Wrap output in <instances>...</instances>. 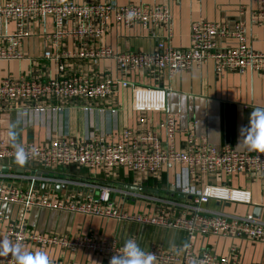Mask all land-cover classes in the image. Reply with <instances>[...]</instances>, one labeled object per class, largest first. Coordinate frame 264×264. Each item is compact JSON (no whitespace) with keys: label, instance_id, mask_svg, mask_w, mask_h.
<instances>
[{"label":"built area","instance_id":"1","mask_svg":"<svg viewBox=\"0 0 264 264\" xmlns=\"http://www.w3.org/2000/svg\"><path fill=\"white\" fill-rule=\"evenodd\" d=\"M261 8L250 13L249 22L264 24V0H257ZM133 13L131 19L128 14ZM50 16L53 20V33L46 41L56 44L62 38H72L83 42L101 38L111 23L131 27L139 25L147 30L161 26L168 31L172 23V11L169 4H132L118 5L114 1L93 0L84 3L64 2L60 0H7L0 3V25L12 22L13 31L3 36L0 44V60L21 59L18 51L22 39L31 34V24ZM233 44L220 45L226 41ZM45 51L44 56L49 57ZM76 55L79 58L100 60L113 59L123 79L106 76L98 81L85 76H62L41 83L34 79L0 80V103L12 105L26 102L32 105L30 110L43 113L52 106L53 111L60 109L51 105V101L81 99L86 102L111 97L119 88H129L132 93V109L136 112H165L162 127L165 130L166 144L157 140L141 147L140 140L130 132L122 134L117 142H107L105 137L86 139H56L49 145L35 146L24 143L26 149L35 147L39 155L30 159L25 166L29 173L4 172L0 168V203L16 204L25 211L31 207L48 210L68 211L117 221L135 223L182 231L187 243L183 248L164 250L158 245L143 248L157 256V264H243L239 253L231 248L228 255L217 256L208 250L193 252L192 241L197 235L223 237H243L264 243V221L252 214L235 215L204 207L210 200L250 205L252 195L249 189L230 187L225 184L203 183L208 175H230L241 173L264 176V154L256 151H239L226 144L215 147L205 137L188 133L183 146L176 148L174 139L179 129L175 117L166 113L167 90L161 86H137L127 80L133 71L167 72L186 71L194 65L211 61L219 75L227 72L244 73L248 69L264 73V52L249 48L246 26L243 20L212 22L201 20L190 28V43L186 49H178L159 41L151 53H116L108 46L84 48L65 58ZM59 71L64 65L58 66ZM84 109H89L85 107ZM111 112H114L113 110ZM15 163L14 150L0 141V163ZM175 170L167 185V192L183 195L187 202L156 197L149 193L130 191L107 185L84 182L79 179L57 177L44 173L60 167L74 166L101 171L126 168L148 179L160 174L165 166ZM40 184L68 186L89 193L74 195L40 190ZM112 194L122 200L133 199L155 203L153 214L129 215L112 201ZM0 236L12 242H21L28 247H61L75 251L83 249L102 257L101 264H109L113 254L119 253L124 242L116 238L105 240L90 236L62 234H41L28 229L24 222L8 221L4 224L0 216ZM0 264H12L11 256L0 257Z\"/></svg>","mask_w":264,"mask_h":264},{"label":"crops","instance_id":"2","mask_svg":"<svg viewBox=\"0 0 264 264\" xmlns=\"http://www.w3.org/2000/svg\"><path fill=\"white\" fill-rule=\"evenodd\" d=\"M7 0H0L3 3ZM64 2L84 3L93 0H60ZM107 1V0H99ZM118 5L132 4H169L172 11V23L168 31L161 26L147 30L139 25L124 27L111 23L103 37L94 41L83 42L72 38H62L56 44L46 41V36L53 33V20L50 16L31 24V34L22 39L18 51L21 59L0 60V80L34 79L41 83L62 76H85L96 81L110 76L123 79L113 59L103 58L90 60L76 55L65 58V54L76 53L84 48L108 46L116 53L145 52L155 50L159 41L178 49H186L190 43V28L197 21L206 20L218 22L227 20H243L246 26V36L249 48L264 52V24L249 22L250 13L261 8L257 0H109ZM12 22L0 25V44L3 36L13 31ZM233 44L226 41L220 45ZM48 51L49 57L44 53ZM64 65L59 71L58 66ZM127 80L137 86H161L167 90L166 113L172 114L179 132L175 135L176 148L183 146L188 133L205 137L215 147L232 145L236 150L247 151L238 147L241 142L240 129L247 126L252 110L264 108V73L248 69L244 73L227 72L219 75L211 61L194 65L186 71L169 76L167 72L133 71ZM51 105L60 107L53 111L52 106L43 113L31 111L32 105L26 102H15L11 106L0 103V132L7 129L10 122L18 124V142L32 143L35 146L49 145L56 139H97L105 137L107 142H117L122 134L130 132L140 140L143 148L157 140L165 146L166 136L162 127L165 112H136L132 109V93L129 88H119L111 97L103 100L86 102L81 99H64L51 101ZM85 107L89 109H84ZM114 112H111V111ZM19 117V119H18ZM0 141H4L0 138ZM4 172L29 173L30 168L19 166L13 162L0 163ZM175 170L173 166H165L160 174L147 180L138 173L126 168H118L108 172L77 168L74 166L60 167L44 173L79 179L87 183L107 185L115 188L136 189L160 198H169L187 202L179 194L167 192V185L172 180ZM225 184L230 187L249 189L252 195L250 205L210 200L205 208L228 214H252L258 208V218L264 221V176L259 174L234 173L227 180L222 176L208 175L203 183ZM40 190L54 192L57 195L65 193L79 195L89 193L68 186L40 184ZM120 199V198H119ZM124 201V203H123ZM120 206L126 212H144L153 214L155 203H143L129 199L123 200ZM117 204L119 201H115ZM146 202V201H145ZM0 216L4 224L8 221L24 222L26 227L35 233L62 234L70 237L90 236L111 240L116 238L125 242L135 238L140 247L148 248L158 245L164 250L183 248L187 243L184 232L153 226H137L117 221L113 218H103L92 215L72 213L68 211L48 210L31 207L24 210L16 204L0 203ZM0 240L3 238L0 236ZM193 252L203 250L217 256L228 255L235 248L243 264H264V243L243 237H223L212 235H197L192 241ZM31 252L45 251L53 259L54 264H101L102 257L83 249L70 251L61 247L38 248L28 247Z\"/></svg>","mask_w":264,"mask_h":264},{"label":"clouds","instance_id":"3","mask_svg":"<svg viewBox=\"0 0 264 264\" xmlns=\"http://www.w3.org/2000/svg\"><path fill=\"white\" fill-rule=\"evenodd\" d=\"M133 15L129 13V19ZM17 127V123L10 122L7 129L0 132V138L14 150L15 163L22 167L30 159H35L39 152L35 147L26 149L18 142ZM240 136L242 139L238 147L264 154V108L251 111L248 125L241 127ZM8 256H11L12 264H54L53 259L45 251L33 253L26 250L21 242L0 240V257ZM109 264H157V256L152 252L144 251L135 238H129L124 242L119 253L111 256Z\"/></svg>","mask_w":264,"mask_h":264},{"label":"rangeland","instance_id":"4","mask_svg":"<svg viewBox=\"0 0 264 264\" xmlns=\"http://www.w3.org/2000/svg\"><path fill=\"white\" fill-rule=\"evenodd\" d=\"M233 174H230V175H222V177H223V180L225 181V180H227L229 177H231ZM120 196L119 195H117V194H112V201H119L118 202V207L119 208H121L123 211H125L124 209H123V207H121L120 205L121 204H123L124 203V201L120 198ZM122 201H123V203H122ZM125 201H126V203H131L130 201H129V199H125ZM138 201H140V200H137V202ZM140 202H143V203H147V202H145V201H140ZM129 215H133V214H145L143 211L142 212H140V211H137V212H132V211H129V212H127ZM125 223H130V222H125ZM130 224H133V225H137V226H141V225H138V224H135V223H130ZM48 248H51V247H48Z\"/></svg>","mask_w":264,"mask_h":264},{"label":"water","instance_id":"5","mask_svg":"<svg viewBox=\"0 0 264 264\" xmlns=\"http://www.w3.org/2000/svg\"><path fill=\"white\" fill-rule=\"evenodd\" d=\"M133 191H136V189H132ZM181 198H183V195H179ZM258 208H255L254 210H253V212H252V215L254 216V217H257L258 218Z\"/></svg>","mask_w":264,"mask_h":264}]
</instances>
